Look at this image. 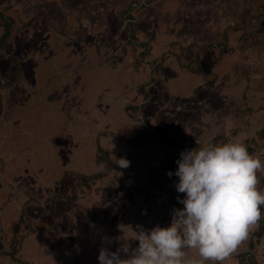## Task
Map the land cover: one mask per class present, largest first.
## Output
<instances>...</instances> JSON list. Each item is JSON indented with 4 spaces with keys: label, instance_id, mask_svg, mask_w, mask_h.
Listing matches in <instances>:
<instances>
[{
    "label": "crops",
    "instance_id": "crops-1",
    "mask_svg": "<svg viewBox=\"0 0 264 264\" xmlns=\"http://www.w3.org/2000/svg\"><path fill=\"white\" fill-rule=\"evenodd\" d=\"M28 1L35 0H0V100L5 102L6 98L3 97L6 91L13 88L17 97L12 106L15 112L23 108L18 99L21 90L32 88L24 82L25 75L21 73L25 69V61L21 64L15 62L6 69L5 60L8 59V55L3 51L19 56L23 45L32 42L36 37L37 32L34 31L36 26L25 27L21 21ZM41 2L48 6L42 17L49 15L54 21L55 27L59 30L58 34L56 32L54 34L62 44L91 48L95 55L87 60L88 64L97 68L99 72L109 68L108 74L112 75L114 85H119L117 83L124 73L136 69L134 62L137 60V52L142 49L144 41L148 44L151 41L153 51L150 59L153 61L151 66L155 80L151 78L150 82L145 84L147 90L151 91L152 99L151 106L142 110V113L147 115L150 126H146L153 137L157 139L161 138L160 135L165 137V151L167 150V157L169 156L165 164L169 171L176 170L177 164L175 166L172 164L182 151L227 142L244 143L249 153L259 156L264 161V0H41ZM110 23H115V26L109 27ZM189 33L194 35L192 40H188ZM190 41L194 42L192 46ZM107 44L110 45L107 47ZM183 46H188L186 56ZM29 53H32L31 49ZM205 54L215 57V63L210 68L203 63L209 58L204 57ZM52 55L49 60L51 63L56 62ZM112 56L119 62L111 59ZM34 57L38 61L41 60L39 55L34 54ZM192 58L197 59L194 65L190 62ZM107 59L112 60L111 66L106 65ZM160 65L165 70L163 76H160L161 71L158 76L156 74V69L160 68ZM127 82L129 87L125 84L117 86L116 92L110 91L103 102L108 104L107 110L112 113L109 122L104 118L98 122L97 127H94L88 122L71 120L64 103L51 112L52 116L58 117V123L64 132L70 126L78 129L83 135L96 131V136H101L105 128L104 134L111 136L113 134L109 132L114 129L113 120L123 118L127 122H132L138 111L136 104L138 99L134 95L139 97L141 87L133 80ZM157 86H160V89H156ZM105 94L106 91L99 87L98 95L92 98L93 102L84 110L85 114L100 112L98 110L103 107L101 96ZM0 110V127L6 126L8 110L2 112L1 103ZM24 117L29 118L26 120ZM15 119H21L20 125L28 121L31 124L29 122L24 124L26 134L18 139V144L6 145L7 155L0 154V209H2L0 211L3 216H0V222L3 219L9 220L5 217V211L11 212L15 214L14 216L17 215L16 222L20 225V231L16 232L11 227L5 229L4 223L0 224V257L4 255L6 262L3 264H18L13 258L20 260L22 264H29V260L32 261L34 258L39 264L71 263L74 251L75 253L80 250L82 253L87 251L84 248L79 249L83 247L79 246L82 242V237H79L83 235L81 232H90L88 227L104 224L103 218L96 211L94 212L98 216L88 215V211L91 210V206L88 205L98 202L94 195L91 196V189L88 190L89 196L84 194L80 196V191L84 189L82 183L76 192L72 183V180L83 182L84 172L87 177L89 169L82 170L80 167L87 162L93 151L89 147L88 152H82V157L79 158L81 166L74 162V153H67V157L64 156L65 153H61L62 160L67 165L56 170L31 168L25 165L13 169V165L31 159L30 153L39 145L35 138H39L43 131V127L39 125L41 119L37 116L19 114ZM115 129V132L119 131L116 127ZM155 130L157 134L154 133ZM2 132L0 129V145L7 140V136H3ZM121 155L111 154L110 170L93 180L96 188L104 185L102 180L108 181L105 177L112 170H121V167L113 162L114 157L119 159ZM2 160L10 164L8 166L5 162L2 164ZM128 161L130 164L125 170L130 169L132 160L128 158ZM259 175L261 183L258 188L264 191V171L258 173ZM177 180V177L172 176V181ZM146 182L147 180H144L140 183L139 191L146 193ZM114 185L109 186L117 188V184ZM36 187L39 194L34 192ZM126 187L132 190L131 185ZM168 200L171 207L168 210L166 208V212L161 215H154L151 207L146 205L149 218L146 221L163 227L168 226L171 222L172 208L183 207L179 203L175 206L169 198ZM39 205L49 206V213L53 215L43 223H34L31 221L30 213ZM94 208L98 209V205H94ZM261 210L264 213V206ZM73 217L80 219L81 224L78 227L70 221ZM119 222L122 224L124 219ZM25 227L32 230L29 232L27 229L23 230ZM114 227L117 228L116 225ZM40 234L54 235L53 245L57 244L48 250L45 257L40 256L37 250H34L35 253L30 252L25 246V243L26 245L33 243ZM103 234L107 237L112 235L117 237L122 233ZM94 239L95 236L90 235L89 241L93 242ZM99 245L107 246L102 242ZM11 251L16 252L14 257L11 256ZM17 252L23 257L18 258ZM196 255V250H188L189 257ZM228 260L230 261L226 263ZM228 260L226 264H264V218Z\"/></svg>",
    "mask_w": 264,
    "mask_h": 264
},
{
    "label": "flooded vegetation",
    "instance_id": "flooded-vegetation-1",
    "mask_svg": "<svg viewBox=\"0 0 264 264\" xmlns=\"http://www.w3.org/2000/svg\"><path fill=\"white\" fill-rule=\"evenodd\" d=\"M40 19L34 21L32 24L36 26L34 31L37 32V35L30 44L29 42L26 44L31 48L32 53L30 54V59L25 60L26 66L24 71L21 72L25 75L24 82L32 90L27 88L21 90L19 93L18 99L23 106L19 112H15L12 109L13 103L17 100L13 88L6 91L3 97L6 98L5 102L0 100L2 112L8 110L9 113L7 125L0 127L3 130V136H7L6 142L0 145V154L7 155V152H5L6 145L18 144V139L26 134L23 127L29 121L20 125L21 119H15L17 115L21 114L23 116L34 115L40 118L39 125L43 127V131L39 138H35L39 145L30 153L31 159L15 165L16 169L22 165L31 168L48 169L66 166L67 164H64L65 161L62 160L61 153H65L64 156L66 157L67 153H74V162L76 165L81 166L79 158L82 157V152L89 150V147L93 151L99 152L97 155H100V152L108 153V156L113 153L122 154L119 158L124 156L127 160L128 158L132 160L130 169L125 170V168H120L121 170H112L108 175V180H111L113 176L116 177L117 188H112L109 185H100L96 188L93 182L94 179H91V184L93 183L91 196L94 195L98 202L88 205L91 206L88 215H97L98 213L103 218L104 224L88 227L90 232H81L83 235L79 236L82 237V242H80L79 246L83 245V247L79 249L84 248L87 251L84 253H82V250L76 253L74 251L72 256L73 261L67 264H99L97 258L99 249L102 247L99 243L106 236L103 233L109 235L110 232H120L118 226L121 223L119 220L124 219L123 225L135 227L139 224L145 228H153L157 224L146 221L149 219L146 213V205L151 207L154 215H161L166 212V208L168 210L171 207L170 204L168 205V198L176 206L178 203L176 197L179 195L183 198L184 195L177 193L172 177L167 175L169 170L165 164V160L169 156L167 157V150L165 151V137L162 135L158 139L153 137L146 126L145 119H147V115L142 113V110H146L151 106V91L147 90L145 84L149 83L153 76L151 62L146 57V55L152 53L153 48L151 47V41L149 44L147 41L143 42L142 48L144 50L142 56L144 55V58L142 61V75L136 74L134 70L128 71L120 78V82L117 83L119 85H114L112 75L108 74L109 68L99 72L97 68L88 64L87 60L91 57L93 58L95 55V52L91 48L80 45L72 47L63 45L61 40L54 34V32L57 33L59 30L55 27L54 21L49 18V15ZM187 37L189 38L188 40H192L193 34L189 33ZM190 42L192 46L194 42ZM109 45L107 44V47ZM34 54L41 56V60L38 61L34 57ZM51 55L55 57L56 62H49ZM184 55H188V51L184 52ZM190 62L191 65H194L197 59L192 58ZM110 63H112V60L107 59L106 65L111 66ZM130 80H133L136 85H141L139 97L136 94L134 95L138 99V103H136L138 111L133 118L137 120L136 122H127L123 118H117L112 121L121 133L119 139L110 138L104 133L101 136H96V131L90 132L89 135H83L79 133L78 129H73L70 126L64 132L60 128L61 124L58 123V117L53 118L52 116L51 112L58 108V105L64 103L65 110L71 120H76L80 123L88 122L90 126L93 124L94 127H97L98 122L103 121L104 118H107L109 122L111 111L107 110L108 104H104L103 102L110 91L116 92L117 86L125 84L129 87L127 81ZM99 87H102L106 91V94L101 96L103 107L96 114L91 112L85 114L84 110H87L91 106L93 102L92 98L98 95ZM156 89H160V86H157ZM125 91L128 92V90ZM24 118L27 120L29 117ZM29 123L31 124V122ZM138 128L140 129L139 131H137ZM84 131L87 133V130L84 129ZM88 157L87 162L80 167L82 170L95 167L100 169L103 167L102 161H105L104 158H107L102 156V161V158H98V162H93V157ZM108 160H110V157ZM144 180H147L146 193L138 190V187L141 186L140 183ZM126 185H131L132 190L127 188ZM34 192L39 194L37 187ZM94 205H98V209H95ZM49 210V206L47 205L34 207V210H31L32 212L30 213L32 217L31 221L35 223L40 222V219H42L43 221L40 223H43L53 215L50 212L49 216ZM70 221L74 222L77 227L81 224L79 218L73 217ZM4 228H7L6 223L4 224ZM90 235L95 236L93 242L89 241ZM114 236L112 235L110 238H114ZM54 239V235L40 234L34 239L33 243L28 245L25 243V246L30 252L35 253L34 250H37L40 256L45 257L48 255V250L57 245H53ZM117 246L115 242L107 245L113 251L116 250ZM133 246H135V242Z\"/></svg>",
    "mask_w": 264,
    "mask_h": 264
},
{
    "label": "clouds",
    "instance_id": "clouds-1",
    "mask_svg": "<svg viewBox=\"0 0 264 264\" xmlns=\"http://www.w3.org/2000/svg\"><path fill=\"white\" fill-rule=\"evenodd\" d=\"M113 162L121 168L130 164L125 158ZM175 163L167 175L178 178L174 187L184 195L176 199L183 207L172 208L166 227L119 225L121 235L102 238V244L118 246L115 251L102 246L99 264H225L259 226L264 191L258 173L264 161L244 143L186 149ZM193 249L197 255L189 257Z\"/></svg>",
    "mask_w": 264,
    "mask_h": 264
},
{
    "label": "rangeland",
    "instance_id": "rangeland-1",
    "mask_svg": "<svg viewBox=\"0 0 264 264\" xmlns=\"http://www.w3.org/2000/svg\"><path fill=\"white\" fill-rule=\"evenodd\" d=\"M29 4L30 5H32V6H29ZM47 5L46 6H44L43 5V3L41 2V0H35V1H33V2H31V1H28V3H27V6H26V8H25V13L22 15V19H21V21H22V24L25 26V27H29L30 26V28H31V26H32V24L34 23V21H36V20H40V17H42V14L45 12V9L47 10ZM46 13H48V11H46ZM1 21V20H0ZM108 26L109 27H114L115 26V23H110V24H108ZM35 30V29H34ZM58 34V33H57ZM207 35H209L208 34V32H207ZM194 36V35H193ZM29 44H30V41H29ZM196 47H198V45H195ZM190 47V46H189ZM187 48H188V46H183V50L186 52L187 51ZM31 48L28 46V45H23V48H22V53L19 55V56H16V54L15 53H13V54H10V53H7L6 51H3L4 52V54L5 55H8L7 56V58L8 59H6L5 61V67H7L6 69H8V67H10V66H13L14 64H15V62H18L19 64H21V63H23L26 59H29L30 58V54L31 53H29V50H30ZM143 50H144V48H142L139 52H137V60L134 62V68H136L134 71H135V73L136 74H141L142 75V69H143V67H142V61H143V58H144V55L142 56V53H143ZM132 53L134 54V50L132 51ZM209 57V58H207V59H205L204 61H203V63H204V65L206 66V67H211V65L213 64V63H215V57H213V55H211V54H209V55H207V54H205V56L204 57ZM13 57H15V58H13ZM150 57H151V54L150 55H148L147 56V58L150 60V62L151 63H153V61L150 59ZM203 57V58H204ZM111 59H113V60H115L114 58H113V56H112V58ZM115 61H118L119 62V60H115ZM141 61V62H140ZM110 64H113V63H110ZM159 71H161L160 72V76H163V71H165L164 70V68L160 65V68H157L156 69V74H157V76H158V74H159ZM144 78V77H143ZM153 78H155V75L153 74V76H152V79ZM141 80H143V79H141ZM155 79H153V81H154ZM139 87H141V85H138ZM98 111H100V110H98ZM159 117H161V116H158V118ZM157 118V119H158ZM136 120L137 119H134L133 121L134 122H136ZM145 121H146V125L147 126H150L149 125V123H148V120L147 119H145ZM115 127L116 126H113V130L111 129L110 130V134H113V135H117V136H114L113 137V135H108V134H106L108 137H110V138H113V139H119V135L121 134L120 133V131H117V132H115ZM117 128V127H116ZM147 128V127H146ZM148 129V128H147ZM140 129L138 128L137 129V131H139ZM149 131V130H148ZM103 133H105V128H103V131H102ZM149 132H151V131H149ZM154 133L155 134H157L158 132L155 130L154 131ZM163 136V135H162ZM91 150H92V148H91ZM93 151V150H92ZM99 152H94L93 151V153H92V155H91V157H93V159H94V161L93 162H95V161H99L98 160V158H102L101 159V161L103 160V157H107V158H104L105 159V161H102L103 162V167L102 168H100V169H98V167H95V168H90L89 169V172H87V177H85V172L83 173V175H82V177H84L83 178V182L82 181H73L72 183H73V186H74V191L76 192V190H77V188H78V186L82 183V186H83V190H81L80 191V193H79V195L80 196H82L83 194L86 196H89V189H91L92 188V185H93V183L91 184V179L93 178H95V177H100L101 175H104V173L105 172H107V171H109V166H111V164H110V160H108V158L111 156V155H109L108 156V153H102V152H100L101 154L100 155H97ZM103 156V157H102ZM5 161H3L2 160V164H5L4 163ZM9 162H11V161H9ZM105 163V164H104ZM10 163H6V165L8 166ZM21 167V166H20ZM19 167V168H20ZM12 168L13 169H16V166L15 165H13L12 166ZM50 169H53V168H50ZM55 170L57 169V168H54ZM44 170H46V169H44ZM98 173H99V175H98ZM108 175V174H107ZM106 176V175H105ZM107 177L108 176H106L105 177V179H107ZM258 178H260V175L258 176ZM115 180H116V177L115 176H113V178H111V180H108V181H105V180H102V182L104 183V185H110V183H112V184H116V182H115ZM259 181H261V180H259ZM261 183V182H260ZM102 186H103V184H102ZM76 194V193H75ZM33 199V198H32ZM40 206V205H39ZM0 210H2V209H0ZM6 212V215H5V217H6V219H9V220H5V219H3L2 220V222H0V224L2 225V223H6L7 224V229H9L10 227H11V229H13L14 231H16V232H19L20 231V229H19V227H20V225H19V223H17L16 222V220H17V215L16 216H14L15 214H12L11 212H7V211H5ZM4 212V213H5ZM0 216H2V212L0 211ZM49 216H50V213H49ZM3 217V216H2ZM18 224V225H17ZM11 225V226H10ZM27 225V224H26ZM27 229V227H25V229H23V230H26ZM30 230H32L31 228H28L27 229V231L29 232ZM16 255V252H14V251H11V256L12 257H14ZM17 256H18V258H21V257H23V255H21L20 254V252L18 253L17 252ZM25 258H27V257H25ZM28 259V258H27ZM29 260V259H28ZM13 261H18L17 263L18 264H22V263H20V260H16V259H14L13 258ZM6 262V260L4 259V255H3V257H0V264H3V263H5ZM29 264H39V263H37V262H35V258L31 261V260H29Z\"/></svg>",
    "mask_w": 264,
    "mask_h": 264
},
{
    "label": "water",
    "instance_id": "water-1",
    "mask_svg": "<svg viewBox=\"0 0 264 264\" xmlns=\"http://www.w3.org/2000/svg\"><path fill=\"white\" fill-rule=\"evenodd\" d=\"M148 127H149V126H148ZM110 185H111V186H115V185H114V184H112V183H110ZM35 198L39 199L38 197H35ZM35 198H34V199H35ZM41 206H43V205H41ZM44 206H46V205H44ZM42 217H44V216H42ZM42 221H43V220H42V219H40V222H42ZM229 261H230V260H228L226 263H228ZM226 263H225V264H226Z\"/></svg>",
    "mask_w": 264,
    "mask_h": 264
},
{
    "label": "trees",
    "instance_id": "trees-1",
    "mask_svg": "<svg viewBox=\"0 0 264 264\" xmlns=\"http://www.w3.org/2000/svg\"><path fill=\"white\" fill-rule=\"evenodd\" d=\"M213 64H214V63H213ZM212 66H213V65H212ZM173 165H174V166L176 165L175 162H174V164H172V166H173Z\"/></svg>",
    "mask_w": 264,
    "mask_h": 264
}]
</instances>
